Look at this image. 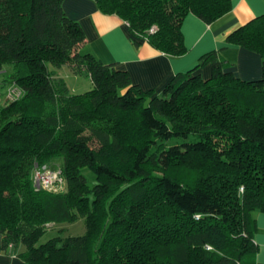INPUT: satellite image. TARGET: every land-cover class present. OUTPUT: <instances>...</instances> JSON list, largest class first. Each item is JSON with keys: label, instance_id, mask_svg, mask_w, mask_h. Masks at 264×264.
<instances>
[{"label": "trees", "instance_id": "trees-1", "mask_svg": "<svg viewBox=\"0 0 264 264\" xmlns=\"http://www.w3.org/2000/svg\"><path fill=\"white\" fill-rule=\"evenodd\" d=\"M62 3L0 0V70L12 68L0 105L2 246L29 264H254V213L264 212V14L226 36L261 57L258 78L235 76L212 50L155 93L82 51L84 31ZM95 4L128 24L134 45L170 56L187 51L188 13L210 24L232 7L231 0ZM63 65L91 88L71 93L54 77ZM206 65L204 78L198 69ZM54 160L64 188L35 189V165ZM83 168L94 173L92 186ZM79 217L82 235L38 243L48 226Z\"/></svg>", "mask_w": 264, "mask_h": 264}, {"label": "crops", "instance_id": "crops-1", "mask_svg": "<svg viewBox=\"0 0 264 264\" xmlns=\"http://www.w3.org/2000/svg\"><path fill=\"white\" fill-rule=\"evenodd\" d=\"M231 10L207 24L188 13L181 26L186 53L170 56L152 48L147 42L134 45L128 24L115 14L98 10L95 0H63L66 15L79 23L85 35L82 51H89L104 63H114L128 72L131 81L144 90L159 93L177 73L192 68L204 53L217 50L239 78L250 80L261 75V57L241 46L226 42V36L252 18L264 14V0H231ZM202 77L211 73L210 65L198 69ZM254 241L257 253L254 264H264V212L256 211ZM19 246L17 251L22 250ZM0 264H29L13 249L2 246L0 234Z\"/></svg>", "mask_w": 264, "mask_h": 264}, {"label": "rangeland", "instance_id": "rangeland-1", "mask_svg": "<svg viewBox=\"0 0 264 264\" xmlns=\"http://www.w3.org/2000/svg\"><path fill=\"white\" fill-rule=\"evenodd\" d=\"M11 72L12 68L10 65H6L2 70H0V105L4 104L9 96L8 88L4 83L5 80L9 79V75L11 74ZM54 77L55 79L62 78L63 80H65L71 93L84 92L91 88V81L87 76L73 74L72 72H70L67 65H63L60 68L55 69ZM51 164L58 167L60 162L58 160H54L53 162H51ZM82 172L86 176L88 184L92 186L95 183L94 173L88 168H83ZM84 232V219L82 217H79L73 222L54 223L48 226L45 229L43 235L40 237L38 243H44L51 237L57 235L65 237L67 235H82Z\"/></svg>", "mask_w": 264, "mask_h": 264}, {"label": "built area", "instance_id": "built-area-1", "mask_svg": "<svg viewBox=\"0 0 264 264\" xmlns=\"http://www.w3.org/2000/svg\"><path fill=\"white\" fill-rule=\"evenodd\" d=\"M32 182L35 189L58 191L64 188L65 181L61 176L60 167L51 164L35 165L32 174ZM207 248H210L207 246Z\"/></svg>", "mask_w": 264, "mask_h": 264}]
</instances>
